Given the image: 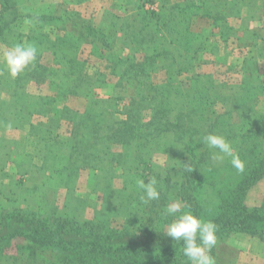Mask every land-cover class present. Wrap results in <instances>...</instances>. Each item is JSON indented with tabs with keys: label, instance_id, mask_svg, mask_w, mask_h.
<instances>
[{
	"label": "trees",
	"instance_id": "16d2710c",
	"mask_svg": "<svg viewBox=\"0 0 264 264\" xmlns=\"http://www.w3.org/2000/svg\"><path fill=\"white\" fill-rule=\"evenodd\" d=\"M245 1L203 0L196 3L185 0L158 12L143 10L139 5L132 17L137 24H130L126 31L129 34L124 40H118L119 17L114 14L105 13L96 24L74 10L35 14L28 7L26 11L22 10L28 0H0V35L17 30L15 44H33L38 50L34 66H29L14 79L5 80L4 94L12 101L9 107L13 103L27 105L26 101L19 100L27 99L25 87L32 82L36 86L52 84L50 87L56 83V91L50 89L55 92L52 94L54 101L59 100L63 96L59 82L71 76L61 67L74 64L80 45L90 46L91 54L104 62L103 75L116 79L113 91L117 95L111 98L103 99L85 89L72 94L82 96L86 103L83 112L69 125V137L63 143L56 142L51 135L44 136L45 126L30 124V115L18 116L21 122L30 125V132L38 138L37 144L43 146L44 154L40 157L43 174L47 173L48 179L54 178L58 184L77 177L79 168L67 161L69 152L75 150L81 154L83 168L93 170L97 179L94 189L104 200L119 195L120 198H116L121 204L125 199V205L130 209L134 203L135 210L141 214L139 221H131L117 229L103 218L89 223L42 213L34 208L0 207V255H6L11 249L10 244L20 240L24 244H18L15 250V254H19L18 264H190L181 253L182 245L164 234L173 217L163 215V211L173 201H180L194 216L218 226L217 245L210 253L215 264H227L221 261L218 253L220 246L233 237L264 238V206L249 207L245 203L249 189L264 178V160L245 163L242 178L231 179L234 181L231 186H225L224 197L217 198L213 214H207L198 194L207 179L204 167L215 150L208 149L202 143V137L214 133L226 140L233 139L232 130L226 129L232 114L216 110V99L206 88L210 81L199 79V75L185 79L188 90L201 94L197 107L191 110L176 108L172 98L183 85L180 78L192 73L198 55L206 53L207 37L203 32L193 31L194 18L210 20L217 28L215 24L219 20L240 10ZM261 12L264 15V6ZM170 18L176 20L178 36L175 43L167 38ZM23 23L28 30L25 34L19 31ZM45 27L50 30L47 32ZM60 32L68 33L74 39L66 42L58 37ZM134 33L143 35L140 40H134ZM182 53L185 56L179 60ZM47 54L51 57L49 64L42 63L41 59ZM258 56L264 59L263 47L259 48ZM159 70L164 72L165 78L158 84L154 76ZM101 76L97 78L100 87L105 84ZM253 77H256L255 73L251 72L244 82ZM248 92L252 104L249 113L252 114L258 99L264 97V87H252ZM124 95L128 102L122 111L124 118L118 119L114 116V102L122 100ZM5 103L0 95V108ZM22 107L16 109V113L21 114ZM238 117L253 125L250 136L237 137L239 148L248 144L254 147L256 141L264 138V123L260 121L264 116L240 114ZM6 123H10L7 114L0 113V129ZM108 141H114L117 152L111 149ZM64 147L66 155L58 157ZM161 151L165 152L168 162L158 167L153 163V156ZM18 167L16 165L15 175L24 176L26 172ZM116 174L123 179L121 188L114 189L101 183L102 179L113 178ZM150 177L158 181L160 199L148 203L136 201L138 196L136 198L134 193L141 195L136 181L145 179L147 182ZM21 183L22 180L17 182Z\"/></svg>",
	"mask_w": 264,
	"mask_h": 264
},
{
	"label": "rangeland",
	"instance_id": "374dc122",
	"mask_svg": "<svg viewBox=\"0 0 264 264\" xmlns=\"http://www.w3.org/2000/svg\"><path fill=\"white\" fill-rule=\"evenodd\" d=\"M184 1L83 0L78 3L76 0H28V5L25 2L22 10L26 11L25 9L28 7L35 14L44 11L56 14L63 10H74L96 24L100 22L105 13H111L119 17L117 22L120 27L117 39L124 40L125 36L129 34L126 32L128 26L137 24V22H133L132 17L139 5H142L143 10L158 12ZM194 1L202 3L203 0ZM263 4L264 0H246L240 10L228 14L224 20H219L215 24L217 28L210 24V20L194 18L193 31L203 32V35L207 37L206 53L198 55L197 62L191 70L192 73L188 72L180 78L183 85L172 97L176 108L191 110L199 104L201 94L188 90L187 85L189 84L187 80L185 81L186 77L199 75V79H203L205 82L209 79L210 84L206 88L216 99V110L220 113L230 111L232 114L231 122H228L225 127L232 130L235 137L227 141L234 149L233 154L238 155L244 165L248 161L258 163L264 160V138L256 141L254 147L248 144L246 147L239 148L240 141H238L240 135L250 136L249 131L253 129L251 123L249 124L248 121L238 117L240 114L246 117L253 114L264 116V97L258 99L252 114L249 113L252 104L248 99V91L252 87L261 85L264 87V59L258 56L259 48H264V15L261 12ZM168 24L167 38L175 43L178 36L176 20L170 18ZM45 29L47 32L50 30L49 27H45ZM212 29L214 32L211 33ZM19 31L23 34L28 31L26 23L21 25ZM18 33L17 30H11L9 34L0 35V54L6 48L15 45ZM219 33L222 36H218ZM134 35V40H140L143 34L134 33ZM58 37L66 42L74 39L68 33L61 32ZM126 52L125 50L124 54ZM182 56L185 54L182 53L178 59L182 60ZM50 59L51 57L47 54L41 60L42 63L49 64ZM61 69H65L71 76L64 77L59 82L58 87L63 94L59 100L54 101L52 94L55 92L50 89L55 88L56 91V83L54 87H50L52 84L42 83L40 86H36L32 82L25 87L24 93L29 95L27 99L19 100L20 102L26 101L27 105L13 103V106L9 107L12 101L5 96L6 88L3 87L5 80L14 78L9 75L0 60V95L6 101L5 106L0 108V113L7 114L10 121L0 129V142H2L0 147V169H2L0 170V207L34 208L42 213L68 216L89 223L96 218H103L108 221L111 227L117 229L131 221H139L141 214L135 210L134 203L131 204L132 209H127L126 200L124 199V203L121 204L117 199L120 198L119 195H116L115 199H103L102 194L94 189L97 179L94 178L93 170L83 168L81 154L75 150L69 152L67 161L69 165L79 168L77 177L68 178L65 184H58L56 179L51 177L48 179L49 175L43 174L41 168L43 160L40 158L44 154L43 146L37 144L38 138L30 132V125L24 123L25 121L21 122L18 116L30 115V124L35 127L45 126L44 136L51 135L56 139V142L63 143L69 137V125L83 112L86 103L85 98L73 96V93H79L82 91L81 89H85L103 99L117 95V92L113 91L116 79L103 75L105 73L104 62L91 54L90 46L80 45L74 64L65 68L61 67ZM251 72L255 73L256 77L245 83L244 80L250 76ZM98 75H102L100 79L105 81L101 87L97 83ZM164 78V72L159 70L154 76L155 83L163 82ZM11 90L12 88H10ZM127 98L124 95L122 100L114 102L116 105L114 116L118 119L124 118L122 111L127 105ZM22 106H24V110L21 114L16 113V109L23 108ZM60 107H62L61 111H59ZM27 111H30V114ZM260 121L264 123V117ZM113 142L108 141L111 149L117 152V146ZM66 150L64 147L59 151L58 157L66 155ZM215 151L211 153V160L204 167L207 170V179L198 194L207 214H213L212 209L218 201L217 198L224 197L225 186H231L234 181L231 179H241L243 173L232 167L231 157L226 156L223 161H215L213 159ZM254 157L255 159H253ZM167 162L165 152L154 154L153 163L158 167L166 165ZM16 165L19 166L18 170L26 172L24 176L15 175ZM19 180L23 181L20 185L17 184ZM122 182L123 179L117 174L113 178L108 177L101 180L105 186L114 189L121 188ZM134 195L136 198L138 196L136 201H141V195L138 192H135ZM245 203L249 207L264 206V178L249 189ZM22 243L20 240L11 243L9 246L11 249L6 252V255H0V264H18L16 259L19 254H15V250L18 244ZM218 254L221 261L227 264H264V238L233 237L230 242L222 246L221 252L219 250Z\"/></svg>",
	"mask_w": 264,
	"mask_h": 264
},
{
	"label": "clouds",
	"instance_id": "9594fccd",
	"mask_svg": "<svg viewBox=\"0 0 264 264\" xmlns=\"http://www.w3.org/2000/svg\"><path fill=\"white\" fill-rule=\"evenodd\" d=\"M37 47L33 44L18 43L6 48L0 54L3 67L12 78L17 77L29 66H34L37 57ZM202 143L208 149L216 150L213 154L215 161H223L231 157L230 163L238 172H244V162L238 155H234L232 145L222 135L209 133L202 137ZM158 181L150 177L136 181V188L140 191L143 203L160 199ZM163 215L173 217L166 225V234L176 244H181V253L190 264H215L211 250L217 245L218 226L210 221L194 216L185 210L180 201H173L166 206Z\"/></svg>",
	"mask_w": 264,
	"mask_h": 264
},
{
	"label": "crops",
	"instance_id": "0c3cea01",
	"mask_svg": "<svg viewBox=\"0 0 264 264\" xmlns=\"http://www.w3.org/2000/svg\"><path fill=\"white\" fill-rule=\"evenodd\" d=\"M223 246V245H222ZM222 246H220V252H221V248H222Z\"/></svg>",
	"mask_w": 264,
	"mask_h": 264
}]
</instances>
